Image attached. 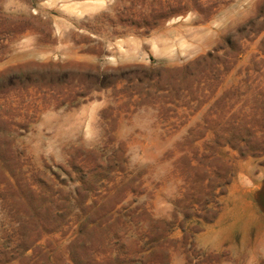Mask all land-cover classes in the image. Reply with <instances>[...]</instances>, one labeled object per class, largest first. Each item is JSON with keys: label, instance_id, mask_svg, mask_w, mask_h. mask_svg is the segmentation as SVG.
Segmentation results:
<instances>
[{"label": "rangeland", "instance_id": "rangeland-1", "mask_svg": "<svg viewBox=\"0 0 264 264\" xmlns=\"http://www.w3.org/2000/svg\"><path fill=\"white\" fill-rule=\"evenodd\" d=\"M0 264H264V0H0Z\"/></svg>", "mask_w": 264, "mask_h": 264}]
</instances>
